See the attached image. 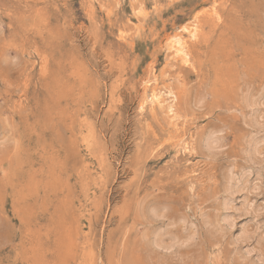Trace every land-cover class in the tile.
Wrapping results in <instances>:
<instances>
[{"label":"rangeland","instance_id":"374dc122","mask_svg":"<svg viewBox=\"0 0 264 264\" xmlns=\"http://www.w3.org/2000/svg\"><path fill=\"white\" fill-rule=\"evenodd\" d=\"M139 2L0 0V264H264V0Z\"/></svg>","mask_w":264,"mask_h":264},{"label":"bare ground","instance_id":"6f19581e","mask_svg":"<svg viewBox=\"0 0 264 264\" xmlns=\"http://www.w3.org/2000/svg\"><path fill=\"white\" fill-rule=\"evenodd\" d=\"M131 1L136 6V12L138 14H142L144 12V7L139 2V0H131ZM211 12H212V16L213 17H215L217 19L219 18V15H218V12L216 10V6L215 5L212 6ZM197 20H198V15H196L191 21L183 24L180 27L178 33H175L173 35H170L166 39V45H167V49H168V54H170L169 55L170 58H172L173 60H176V61H180L181 64H183L185 66H190L192 64V56H191V53H190L189 48H188V41L195 40L198 37V35H199L200 27H199V23H198ZM150 70H153V67L152 66H150ZM142 81H143V79H142ZM149 81H150V78H147V79L145 78V83L142 82L143 85H144L143 86V90L145 92L143 93V99L140 100L141 101V103L139 104L140 105V109L145 108L144 107L145 104L151 103L153 105H156L163 114H166L165 117L169 121L177 120L179 118V113L177 111H174L173 110V106L165 108V105L164 104L162 105L163 101H165L164 100V94H167V93L172 94V87L169 86L167 92H164V91L162 92V91H157V89H152V91L150 92V94H147V90H148L149 87L146 86L145 84L147 82H149ZM254 104H252V105H254ZM164 108L166 109V111L164 110ZM252 144H256V143L254 142ZM206 145L208 146L209 149L214 150L217 146L220 145V141H219V139H214L213 137H208L207 138V141H206ZM252 152H253L252 155H255L256 147H255V149L252 150ZM229 172H230V170H229ZM231 175L229 176V178H227L229 180H228V184H227L226 189H227V191L231 195H233L236 192L241 191V186L239 184H237V183H236V185L232 186L234 184V183L232 184V182L234 181V179H233L234 176L232 177ZM241 183H242V181H241ZM248 236L249 235L247 234V236H245V237L248 238ZM156 243L158 245H160V246H163V240H162V238L161 239L160 238L159 239H156ZM186 243H187V241H186ZM164 246H165V244H164ZM171 249H173V248H171Z\"/></svg>","mask_w":264,"mask_h":264}]
</instances>
